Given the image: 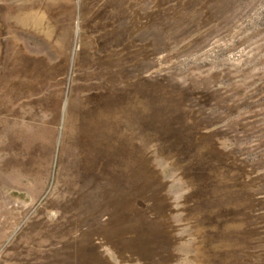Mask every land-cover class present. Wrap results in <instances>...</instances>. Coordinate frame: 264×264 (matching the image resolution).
Returning a JSON list of instances; mask_svg holds the SVG:
<instances>
[{"label": "rangeland", "instance_id": "1", "mask_svg": "<svg viewBox=\"0 0 264 264\" xmlns=\"http://www.w3.org/2000/svg\"><path fill=\"white\" fill-rule=\"evenodd\" d=\"M20 1L0 264H264V0Z\"/></svg>", "mask_w": 264, "mask_h": 264}, {"label": "bare ground", "instance_id": "2", "mask_svg": "<svg viewBox=\"0 0 264 264\" xmlns=\"http://www.w3.org/2000/svg\"><path fill=\"white\" fill-rule=\"evenodd\" d=\"M42 0H21L20 3H15L11 8V14L8 16L7 21L9 24L21 28L33 29L41 33L42 23L49 11V7H43L40 11ZM13 10L15 13H13ZM23 10V13H22ZM48 32L44 33L47 35Z\"/></svg>", "mask_w": 264, "mask_h": 264}]
</instances>
